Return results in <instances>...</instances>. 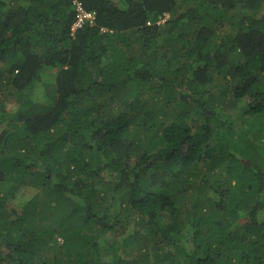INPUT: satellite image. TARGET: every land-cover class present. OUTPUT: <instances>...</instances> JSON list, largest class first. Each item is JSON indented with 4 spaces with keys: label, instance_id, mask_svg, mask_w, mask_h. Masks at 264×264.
<instances>
[{
    "label": "trees",
    "instance_id": "16d2710c",
    "mask_svg": "<svg viewBox=\"0 0 264 264\" xmlns=\"http://www.w3.org/2000/svg\"><path fill=\"white\" fill-rule=\"evenodd\" d=\"M0 264H264V0H0Z\"/></svg>",
    "mask_w": 264,
    "mask_h": 264
},
{
    "label": "clouds",
    "instance_id": "9594fccd",
    "mask_svg": "<svg viewBox=\"0 0 264 264\" xmlns=\"http://www.w3.org/2000/svg\"><path fill=\"white\" fill-rule=\"evenodd\" d=\"M77 3H76V9H77ZM85 14H87V15H90L89 17H87L86 19H84L83 20V22L81 23V24H77L78 23V19H77V16H78V13H76V15H75V18L77 19V22L76 23H74L73 22V24L71 25V28H70V32H71V34H70V36L75 32V30L77 29V28H82L85 24H92L93 22H92V20L94 19V15L92 14V13H87L86 11H83ZM168 17V15H165V17H164V19H161L159 22H157L158 24L159 23H163L164 22V20H166V18ZM102 32H104V30H102ZM202 177V176H201Z\"/></svg>",
    "mask_w": 264,
    "mask_h": 264
},
{
    "label": "built area",
    "instance_id": "2783aa9c",
    "mask_svg": "<svg viewBox=\"0 0 264 264\" xmlns=\"http://www.w3.org/2000/svg\"><path fill=\"white\" fill-rule=\"evenodd\" d=\"M77 10H78V23L77 24H81L83 22L84 19H86L87 17H89L90 15L85 14L82 10L81 7L79 5H77Z\"/></svg>",
    "mask_w": 264,
    "mask_h": 264
},
{
    "label": "rangeland",
    "instance_id": "374dc122",
    "mask_svg": "<svg viewBox=\"0 0 264 264\" xmlns=\"http://www.w3.org/2000/svg\"><path fill=\"white\" fill-rule=\"evenodd\" d=\"M45 81H46V79L44 78V74H42V76H41V78H40V83L37 84V85H39V86H43L44 83H45Z\"/></svg>",
    "mask_w": 264,
    "mask_h": 264
}]
</instances>
